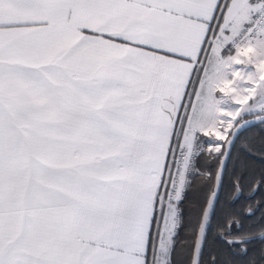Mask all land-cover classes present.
Masks as SVG:
<instances>
[{
  "label": "snow or ice",
  "instance_id": "6c2138e0",
  "mask_svg": "<svg viewBox=\"0 0 264 264\" xmlns=\"http://www.w3.org/2000/svg\"><path fill=\"white\" fill-rule=\"evenodd\" d=\"M251 128L264 0H0V264H264Z\"/></svg>",
  "mask_w": 264,
  "mask_h": 264
},
{
  "label": "trees",
  "instance_id": "16d2710c",
  "mask_svg": "<svg viewBox=\"0 0 264 264\" xmlns=\"http://www.w3.org/2000/svg\"><path fill=\"white\" fill-rule=\"evenodd\" d=\"M244 136L258 143L259 140L262 137H264V132H261L260 128H251L247 132L244 133ZM256 166L257 167L259 166L258 162H256ZM226 194H225V196H226ZM188 195H189V202L186 203V205H185V213L186 214H187V211H188L189 207L191 206L192 200H194L199 195V193L195 192L194 190H190ZM246 195H247V193H245V196ZM225 196H222V198H221L222 201L225 199ZM257 198H259V197H257ZM246 203H247L246 199L241 198V199L238 200V202L236 203L235 207L239 208V207L243 206ZM181 235H183V233H181ZM209 247L210 248L219 247L218 242L213 238V236L209 237Z\"/></svg>",
  "mask_w": 264,
  "mask_h": 264
}]
</instances>
